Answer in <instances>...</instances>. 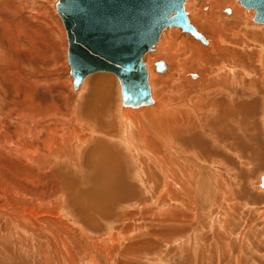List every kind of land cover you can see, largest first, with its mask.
I'll return each mask as SVG.
<instances>
[{
  "label": "bare ground",
  "instance_id": "6f19581e",
  "mask_svg": "<svg viewBox=\"0 0 264 264\" xmlns=\"http://www.w3.org/2000/svg\"><path fill=\"white\" fill-rule=\"evenodd\" d=\"M199 1L200 0H185L183 10L188 19V12L185 11V8L186 10L188 8L192 20L199 25L198 30H205L210 35L200 33V31L198 32L195 29L203 41L186 33L200 43L191 42L188 38H185V40L183 39L180 42L177 41L175 45H172L173 42H175L173 41L175 38H171L170 40V38L165 37L164 40H160L164 31L171 28H178L181 30V28L176 26L169 27L161 32L153 48L143 57L146 87L149 90L151 102L146 104L141 103L136 107L124 105L121 97V84L115 74L111 72L98 71L92 74L106 73L116 78L120 90V96L118 90L117 94L114 95L117 96L116 100L112 97L113 94H111L112 91L110 90V84H112L110 83L111 78L108 79L109 77L107 76L96 75L95 77L87 78L92 75L89 74L76 87L73 84V77H71L72 75L70 73L71 67L66 55L70 72H68L67 76L66 71H68V68L65 67L66 73L63 71V74L60 69L56 68V70L58 69L62 74L61 77H63L64 81L63 83V81L60 80L63 84L61 86H59V84L58 86L61 88L64 84H68L71 87L70 89L68 87L71 93L78 89L72 93L75 98L73 102H69L66 98L68 97V93L65 92L66 94H63L57 90L60 97L65 96L66 105L70 104L69 111L66 113L64 112L65 110L63 111L60 109L55 103V100L51 99V101L49 98L46 99L43 95L39 96L35 91L38 85L45 86L46 89V85L48 86L51 83H47L45 80H50L51 78L52 80L56 79L57 75L54 76L55 74L53 73L54 78H50L48 75L46 77L44 74H39V72L27 73L24 70L25 63L21 60L22 57H19V53L23 52V54L26 55L25 60H27L31 66H33L32 62L34 60L36 62L43 61L41 57L43 54H41L39 42L41 43V40L46 42L45 40L50 34L49 32L55 33L54 30H56V28L61 30L63 39L61 25L59 26V24H57L53 29L51 23L47 21L48 12L46 10V5L45 7H43L44 5H41L42 7L39 5L40 7H38L40 9L38 8L35 12L33 9L31 10L30 6L32 4L28 5L33 2V0H0V32H3V37H1L2 40L0 41V207L4 206L2 203L4 199L7 198L8 200L9 198L6 192H10L12 195H16V197L20 196L23 199L27 196L26 192L23 190L25 187L14 182L9 177V171L5 168H19L18 170L16 169L17 173L23 176L24 182H26V184H32L34 187H38V185L46 187L48 182H58V177L61 174L71 175L72 181H74L71 186L69 185L67 187V184L66 189L65 186L63 187V189L67 191L65 192V195L67 194L66 198L60 195L62 192L56 195V192L49 191L50 194H53L50 196L55 198L54 201H56V204L54 207L51 206L53 209L49 204L51 210H49V208L45 213H36L37 211L32 212L30 210V201L28 205L19 202L21 204L20 206L15 208L11 206L13 207V212L11 210L0 209V216L12 222V226L14 225L17 228L25 229L32 234L35 230H32L29 223L31 218L39 219L40 222H47L46 224L48 225L49 223L56 224L59 228L61 227L60 223H63L65 226L63 228L66 233L69 232L66 239H61V237L58 238L54 232L51 234L53 235L52 242L54 246L59 248V250L56 248V253L59 251L60 254H58L61 258L63 257L62 259H65L64 264H72L73 256L70 254L69 246L74 242L73 239L77 237L78 240H81L84 235L92 239V243L89 246V254L84 251L85 254L83 256L85 258V264H97L99 257L107 259V264H110V262H116L118 264L122 262L124 264L126 260L131 258L129 251L133 250L131 249L130 243L135 236V230L132 235L129 233L135 225L132 226L130 223H139V221L144 218V215H146L148 221H152V223L153 221L156 222L158 227L173 225L172 222L167 221L173 220L177 215L175 210L177 201L173 198V193L187 191L185 181L188 178L182 179L180 175L183 173L189 177L195 174L199 178H206L211 185V189H215L214 182L217 178L214 176V173L211 172L207 166H203L195 155L181 150V145L178 147L174 146L169 138L173 137V135L187 136L188 133H190L192 121L185 124L186 121L192 120L189 117L190 115H193V117L195 116L194 120L199 118L206 120L209 115L211 119L219 117V124L223 125L222 116L227 109L224 111L221 108H216V105H218L216 101L215 104L209 108L207 101L203 98L195 99L196 96L200 95L199 93L189 90V86L187 87L184 84L183 80L187 85H194L200 81L201 77L199 74H195L193 71L205 75L204 86H202L199 91L213 84H218L215 82L222 81L220 82V91H222L221 96L229 103L237 102L239 98L242 100L247 99L248 101L256 96L261 101V108L258 111V104H253L250 109V115H255L256 113L257 115L261 114L260 123L262 125L264 121V41L263 43L259 42L257 46L258 50L254 46L256 48L255 50L253 49L255 51L254 57L248 59L247 64H243L241 62L242 58L237 57L241 55H237L239 52L237 46L243 45L244 40L249 37L256 41L264 39V33L260 32V29L264 30V25L255 22V24H252V17H254L253 15H255V12L251 9L254 13L251 14V10L246 9V11L241 5H238L240 11L237 10V0H209L208 3L202 0L204 2L201 6L199 5L201 1ZM48 2L50 3V1ZM35 5L36 4L33 6ZM199 7L200 10L209 8V11L204 14L200 13ZM241 9L243 10L241 11ZM218 12L221 14L225 13L228 16L230 15V19H225V15H221ZM51 14L53 15L52 11ZM8 16L11 19L8 18ZM215 17L218 20H216ZM9 19L14 22L13 25L9 23ZM190 19H188V22ZM251 19L252 21L250 24ZM222 20L227 21L224 23L226 24V28L231 31V39L228 43L235 47H230L231 67L227 66L222 58V39L214 33V29L219 24H222ZM15 24L18 26L17 29L14 28L16 27ZM251 28L254 30H250ZM25 30H27V32L29 30V32L26 33ZM253 31H255V33H252ZM22 35L27 38L25 45L30 46V49L25 48L22 44ZM170 35L173 36V33H170ZM55 36L53 38H55ZM58 36L56 38L59 39ZM62 39L60 38L59 40ZM159 42L160 48L158 49L157 44ZM201 43L204 44V46ZM54 44L58 45L54 42L52 44L53 48ZM62 45L66 44L62 42ZM217 46L220 48H217ZM58 47L59 46H57V48ZM215 47L216 50L214 49ZM155 50L157 51L156 54L146 56L148 53ZM211 57H214V60H211ZM161 58L167 61H176L177 66L174 65L173 68H169L167 63H163L164 70L157 71L155 64L158 62H156V60ZM183 58H185V61ZM144 60L147 61L144 62ZM154 61L155 63L152 65ZM43 62L46 63L47 61ZM159 62L162 61L160 60ZM239 63H241V65ZM53 64L58 63L56 62ZM256 64L257 66H255V69H261L260 71L250 68L252 65ZM64 65L66 64L64 63ZM243 67L247 68L248 71H245ZM182 68L189 71H183ZM228 69L229 75L223 72V70ZM169 70L174 71L173 73L170 72L171 76L170 74H165L163 76L154 74L169 73ZM214 70L217 71H215L213 76L207 77V72H214ZM59 72L56 71V74H59ZM51 73L52 72L47 74L52 76ZM178 73L180 77H182V73L189 74H186L184 79L179 78L177 82L175 81V77L178 78ZM61 77L59 78L61 79ZM244 78L251 83H245L243 80ZM57 82L60 83L59 81ZM166 82L171 85V88L166 86ZM180 83L182 84V89L179 86ZM91 87H93V91H91L92 93H88ZM73 88L74 90H72ZM64 91L61 90V92ZM7 94H13V96H11L9 105L5 104L7 105L5 106L2 104ZM43 94L45 95L47 93ZM90 97H92V99L89 100ZM86 99L90 101L89 106L87 105L88 107L85 106ZM113 99L115 100V105L112 104ZM82 101H84V106H81ZM202 111H204V116H201ZM50 126L53 128L50 129ZM173 127L182 129H178L177 131L170 129L172 133L168 135L165 129ZM256 129L258 130L259 126H257ZM49 131H51V134ZM208 135L212 136V132L209 131ZM148 166H151L150 173H147L144 169ZM124 169L127 175L131 176L134 187L139 189L147 197L148 202L142 206L133 202L135 206L134 210L128 213L118 214L114 212L116 205L114 204V206H112L113 203L116 202L115 193L117 192L114 189V185L115 182L122 180ZM56 170L61 172L57 177ZM155 174H158V178L153 177ZM65 178L64 176V179ZM143 179H146L145 182L149 183L151 190H154L155 183L159 184L158 190L152 196L146 191V185L143 183ZM60 183H58V185ZM63 183L65 184V182ZM260 183L259 188L264 190V188L260 186ZM119 184L120 182L116 183V186ZM50 186L52 185L50 184ZM206 186L208 187V185ZM32 191L38 201L50 202V200H53L51 198H44L41 196L42 194H39L40 192L38 193L40 196L36 195L34 189ZM40 191L48 193L47 188L40 189ZM4 193L8 196H4ZM23 194L25 196H22ZM197 194L198 196L196 199L190 198L193 204H199L207 192L199 190ZM1 195L4 196V199H1ZM43 195L45 196V194ZM13 197L14 196H12V198ZM11 200L14 201V199ZM18 201L19 200H17V202ZM17 202L11 203L17 204ZM32 202L33 205L36 206V203H34V201ZM39 203L40 202H38V204ZM35 208L34 210H37ZM84 209L89 210L91 215L88 224L81 225L78 222L79 213ZM16 210H20V212ZM181 215H183V213H181ZM195 215H197V211ZM263 217L264 216H262V219L264 220ZM117 220H119V223H117ZM191 220L194 223V227H196L195 230L198 231L199 227H202L200 226V222L197 221L196 217L191 218ZM110 221L115 223L114 227H111L112 222ZM41 225L42 224H40V226ZM100 225L105 226V229ZM51 226L49 225V229ZM123 227H125V229ZM219 227L222 229L223 224L220 223ZM154 228L155 226L147 228L144 225L143 232H145L146 229L153 230ZM94 229L102 230V232L100 235H93L94 232L92 231ZM120 229L122 232H120ZM12 232L14 233V231ZM56 232L59 233V231ZM176 232L177 231H173V233L164 234L166 236L170 235V238H172V235L176 236ZM150 236L157 238V232L152 231ZM235 238H238V241L244 240L243 235H237ZM174 239L177 238L174 237ZM170 240L171 239H168L164 244L166 246H177L183 241V239L179 242ZM192 242L191 236L189 242L191 243L190 247L195 248V243ZM176 246L174 248H176ZM122 248L125 249L121 252L120 250ZM190 253H192V251ZM81 255L79 259L83 258ZM235 260L237 262V257H235Z\"/></svg>",
  "mask_w": 264,
  "mask_h": 264
},
{
  "label": "rangeland",
  "instance_id": "374dc122",
  "mask_svg": "<svg viewBox=\"0 0 264 264\" xmlns=\"http://www.w3.org/2000/svg\"><path fill=\"white\" fill-rule=\"evenodd\" d=\"M34 1L36 0H33V2ZM37 1L34 3L31 2L30 4H28V5L32 4L30 6L31 10L33 9V11L36 12L41 5H44L43 7H45L46 5V8H47L46 10L48 12L47 21L51 23V25L53 26V29L55 28V26H57V24H59V26L61 25L60 27L63 31V39L64 38L65 39L64 40L62 39L61 30L56 28V30H54L55 33L49 32L51 35L47 34L51 38L47 36L45 40L46 42L42 40H41V43L39 42V48H40L41 54H43L41 55V57L43 58V61H47L48 63L47 62L44 63L43 61L36 62L34 60L32 62L33 66H31L29 65L27 60H25L26 55H24L23 52L19 53L20 54L19 57H22L21 60H23L25 63L24 70L27 73L39 72V74H44V76L46 77L48 75V77L54 78V76L57 75L58 77L61 74L58 69H60L63 74L65 72V67H66L68 68L67 69L68 71H66L67 72L66 75L68 76V72H70V68L67 64V59H66V55H67L66 52L68 48L67 37H66V32L62 25L61 19L54 8L55 2L57 0L55 1L54 0H39L40 2L38 1V4H37ZM48 1H50L51 4ZM200 1H199L200 2L199 5L201 6L204 1L202 0ZM208 1L209 0L207 1L205 0V2L207 3ZM34 4L36 5L33 6ZM238 5L240 4L236 2L237 10H239ZM241 7L244 8L243 6ZM188 10H189L188 8L187 10L185 8V11L188 12L187 13L189 17L188 19L191 18L189 20V23L198 32L200 31V33L209 34L205 30H198L199 25L197 23H194L191 17V13ZM242 10L243 9H241V11ZM51 11L53 15L55 16L51 14ZM208 11H209V8L205 10H200V7H199L200 13L204 14V13H207ZM251 14H254L253 11ZM221 15H225L224 18L227 20L230 19V15L228 16L225 13L224 14L222 13ZM10 17L12 18L11 15ZM10 17L8 16V18ZM54 17L57 19H55ZM215 19L218 20L216 17ZM251 21L252 19L250 20V24H251ZM54 22H57V23H54ZM224 22H227V21H224V20L221 21L222 24ZM9 23H11L12 25L14 24L12 20H10ZM222 24H219L214 29V33H216L218 36L221 37L222 49H223L222 58L226 62V65L231 67L232 61L230 59L231 57L230 47H234L232 44L228 43L231 39V31L226 28L225 23L223 25ZM252 24H255V23L252 21ZM17 27L18 26L16 25V27L14 28L17 29ZM250 30H254V29L251 28ZM25 31L26 33L29 32V30L28 32L27 30ZM260 32L264 33V30L260 29ZM170 33H173V36L170 35ZM252 33H255V31H253ZM22 36H23L22 37L23 39L21 38L22 44L24 45L25 48L30 49V46L25 45V43L27 42V38L24 35ZM54 36L55 38H53ZM57 36L59 37V39L61 38L63 41L56 38ZM1 37H3L2 31L0 32V41L2 40ZM165 37L170 38V40L171 38L172 39L175 38L173 40L175 42H173L172 45H175L177 41L180 42L183 39L185 40V38H188L191 42H199L198 40H195L191 35L184 33L178 28H171V29L165 30L160 40L161 41L164 40ZM263 41L264 39L256 41V40H253L251 37L245 39L243 45L237 46L238 51H239L237 55L241 54L240 56H237V57L242 58L241 62L243 64H247V60L254 57V52H255L254 50L259 45V42L263 43ZM54 42L58 45L54 44L53 45L54 48H53L52 44ZM62 42H64L66 45H62ZM202 45L204 46V44ZM57 46L59 47L57 48ZM157 48L158 49L160 48V42L157 44ZM217 48H220V47L217 46ZM214 49L216 50V47ZM156 53L157 51L155 50L153 52L148 53L146 56L153 55ZM52 57L54 60L52 59ZM210 59L214 60V57H211ZM160 60L165 64L167 63L169 68H173L174 65L177 66L176 61H167L162 58L157 59L156 62H159ZM183 60L185 61V58H183ZM145 61L147 60H144V62ZM56 62L58 64H53ZM64 63L66 65H64ZM154 63L155 61L153 62L152 65H154ZM239 64L241 65V63ZM255 66H257V64L252 65L250 68L255 69ZM48 67H50L52 70ZM56 68L58 69L56 70ZM182 69L183 71H189V70H185L184 68ZM243 69L245 71H248V69L245 67H243ZM53 70L58 71L59 74H56V71H53ZM255 70L260 71L261 69H255ZM215 71L217 70H214V72L208 71L207 77L213 76ZM50 72H52L51 73L52 76L49 75ZM170 72L173 73L174 71L169 70V73L167 72L168 74L167 73L157 74L154 72L153 73L159 76H163L165 74L166 75L170 74L171 76ZM223 72L229 75V69L223 70ZM193 73L199 74V76L202 79L200 78V81L194 85L193 84L187 85L186 82L183 80L184 84L187 87L189 86L188 88L189 90L196 91L197 93H199L200 95L196 96L195 99L203 98L205 101H207L209 108H211V106L215 104V101H216L218 102V105H216V108H221L224 111H226L227 109V111L222 116L223 125L219 124V117L211 119V116L209 115L208 119L206 120L202 118L194 120L195 116L193 117V115H190L189 117L192 120H188L185 122V124H187L188 122L192 121V129L190 133H188L187 136L173 135V137H169V138L173 142L174 146L178 147L179 145H181V150L191 155H195L197 160L203 166H207L210 169V171L214 173V176L217 178V180L214 182L215 189L214 190L211 189V185L206 178H199L195 174H192L191 177H189L188 175L184 173L181 174L180 177L182 179L188 178L185 181L187 191L186 192L178 191L177 193H173V198L176 199L177 201V207L175 209L177 212V215L173 220H167V221L172 222L173 225L172 226L165 225L163 227H158L156 222L153 221L152 223V221H148L146 215H144V218L141 219L142 224H141V221H139L140 224L130 223L132 226L135 225V227L132 228V231L129 233L130 235H132L135 230V236L130 243L131 249L133 250L129 251L131 258L126 260L124 264H155V263L156 264H264V220L262 219V216H264L263 215L264 214V190L259 188L260 178L264 175V121L262 122V125H261L260 123L261 114H259L260 116L257 115V113L255 115H250V109L252 108L253 104H258L257 110L258 111L260 110L261 101L256 96H254L253 99H249L248 101L247 99L242 100L241 98H239L237 102L229 103L227 100H225L221 96L222 91H220L221 90L220 82L222 81L215 82L218 84H213L212 86L204 88L202 91L201 90L199 91V89L202 86H204L203 84L205 82L204 80L205 75L197 71L196 72L193 71ZM62 74L59 77H61ZM186 74H189V73H186ZM186 74L182 73V77H180V74L178 73V78L175 77L176 79L175 81L178 82L179 78L184 79V76ZM96 75L107 76L109 77L108 79L111 78V81L113 82L110 81V83H112L110 84V87H111L110 90L112 91L111 94H113L112 97L116 100L117 96H114V95L117 94V90L120 96L119 85H118L116 78L113 75L106 74V73L92 74L87 78L95 77ZM57 77L56 79H53L55 81H53L52 78L50 79L52 81H50L49 79H47L48 81L45 80L47 83L48 82L51 83L48 86L46 85L47 87L46 89H45V86L38 85V88L35 89V91H36V94L38 93L39 96L43 95L46 97V99L49 98V100L51 99L55 100V103L60 107V109L63 111L65 110L64 112L68 113L70 104L66 105V100L64 98L65 96L60 97L59 92L63 94L65 92L68 93L67 94L68 97L66 98L68 99L69 102H73L75 101V98L72 93L74 91H77L78 89L74 90L73 88L72 90L74 91H72L71 93L70 92L71 90H69L71 87L68 84H64V86L60 88L59 86H61L64 83L63 77H61V79L59 77L58 79ZM60 80H62L63 83ZM243 80L245 83H251V82H248L246 78H244ZM57 81H59L60 83H58ZM165 84L167 87L171 88V85L169 83L166 82ZM179 86L182 89L181 83L179 84ZM61 90L62 91L66 90V91L61 92ZM89 90L90 91L88 93L93 91V87L89 88ZM43 93H47V94L44 95ZM11 96H13V94H7L5 100L3 99L2 105H5V104L9 105ZM90 99H92V97H90L89 100ZM114 99L112 100L113 105H115ZM83 102L84 101L81 102V106L83 105ZM89 102L90 101L88 100L86 101V105H85L86 107L89 106ZM203 113L204 111H202L201 116H204ZM257 126H259L258 130L256 129ZM52 128L53 127L50 126V129ZM170 129H173V131H177L178 129H182V128H177V127L166 128L165 130L167 131L168 135H171L172 133ZM209 131L212 132V136L208 135ZM49 133L51 134V131H49ZM146 159L150 160L149 158H146ZM14 168L9 167L5 169L9 171V177L14 182H17V184H19L20 186L25 187L23 188V190L26 192L28 199H27V196L23 199L20 196L16 197V195H12L10 192H6L9 196L6 193H4L5 194L4 196H8L10 200L9 198H8L9 201L7 200V198L4 199V196H2L3 195L2 194L1 199H4V201L2 202L4 206H1L0 209L11 210L13 212V207L15 208V207L20 206L21 205L20 203L22 204L26 203V205H28L29 202L31 201L30 210L32 212L37 211L36 213H43V212L45 213V211L47 212V210L51 206L54 207L56 204V201H54L55 198L51 197L53 194H50V192H54V193L56 192L57 193L56 195L62 192L60 195L66 198L67 194L65 195V192L67 191L65 189L69 185L70 186L73 185V182H74L72 181L71 175L61 174L59 176L61 179L58 177V182H55V183L48 182L46 187L45 186L41 187L40 185H38V187L37 186L34 187L32 184H26V182H24L25 180L23 176L19 175L20 173H17V170L19 168L17 167H14ZM144 169L147 173L151 172V166H148ZM55 172H56V177L61 173L57 170ZM63 175L66 177L65 178L66 180L64 179ZM153 177L158 178V174H155ZM142 181L146 185V191L149 194H151L150 196H152L159 188V184H156L154 182L155 183L154 190H151L149 187V183L145 182L146 179H143ZM63 182H65V184ZM119 182L120 184L116 186V183H119ZM58 183H60L61 185L60 184L58 185ZM50 184L52 186H50ZM206 185H208V187ZM64 186H65V189H63ZM46 188H47L48 193L45 191L44 192L40 191V189L42 190ZM79 188L82 190L80 186ZM33 189L36 195L42 194L41 196H43L44 198L46 199L51 198L53 200H50V202L49 201H38L37 197H35V195L33 194V191H32ZM114 189L117 191L115 193L116 202L113 203L112 205V206H114V204L116 205V209L114 210L115 213L120 214V213H125V212L127 213L131 212L132 210L135 209L133 202L138 203L140 206L148 202L147 197L139 189H136L134 187V184L131 180V176L127 175L125 169L123 171L122 180L115 182ZM199 190L207 192V194L203 196L199 204H193L190 201V198L196 199L198 196L197 191ZM43 194H45V196ZM12 196L14 197L12 198ZM22 196H25V195L23 194ZM11 199H14V201ZM17 200L19 201L17 202ZM32 201L36 203L37 207L33 205ZM11 202L13 203L17 202V204H13ZM38 202L40 203L38 204ZM49 204H50V207H49ZM43 207H44V210H43ZM53 207L51 208L53 209ZM34 208L37 210H34ZM51 208L49 210H51ZM16 211L20 212V210H16ZM196 211H197V215H195ZM181 213H183V215H181ZM90 215H91V212L89 210L84 209L83 211L79 213L78 222L81 225L88 224ZM193 217H196L197 221L200 222V226H202L201 228L199 227L198 231L195 230L196 227H194V223L191 220V218ZM0 218H1L0 219L1 221L0 222V231H1L0 232V264H64L65 259H62L63 257L61 258V256L59 255L60 254L59 251L56 253V250L57 249L59 250V248L54 246L52 242L53 235L51 234L52 232H54L55 235L58 236V238L61 237V239H64V238L66 239L69 235V232L66 233L65 229L63 228L65 227L63 223H60L63 229L61 227L59 228L58 226H56V224H52V223H49L50 226L52 225L49 229V225L46 224L47 222H43V221L40 222L39 219L31 218L29 223L32 227V230H35V232H33L34 234L33 235L31 232H28L25 229L17 228L14 225L12 226L13 223L9 222V220L6 219L5 217L0 216ZM117 223H119V220H117ZM220 223L223 224L222 229H220L219 227ZM8 224L10 225V227ZM40 224L42 225L40 226ZM144 225L147 228L154 227V226L155 228L153 230L146 229V231L143 232ZM100 226L102 228L105 227L102 225ZM114 226H115V223L112 222L111 227H114ZM41 227L43 228V230ZM123 228L125 229V227ZM12 231H14V233ZM56 231H59V233ZM152 231L157 232V238L150 236V233ZM173 231H177V232H176V236L175 235L171 236L172 238H170V235L166 236L164 234V233H168V234L173 233ZM194 231L196 233V236H195ZM92 232H94L93 235L95 234L100 235L102 230L94 229ZM120 232H122L121 229H120ZM190 235L192 236V240H193L192 243H195V248L190 247V244H191L189 243L190 237H191ZM237 235H243L244 240L238 241V238H235L237 237ZM174 237L177 239H174ZM75 239H73L74 242H72L69 246L70 254L73 256L72 264H82V263L85 264L84 263L85 258L83 256L85 254L84 251H86L89 254L90 252L89 246L92 243L91 242L92 239L87 238L86 235H84L81 240H78L77 237ZM168 239H171L170 241L175 240L177 242L181 241L182 239L183 241L184 240L185 241L184 242L182 241L184 244L181 242L179 245L177 246L175 245L176 248H174L175 246H166L164 244V242H166ZM186 239H187V242H186ZM124 249L125 248H122L120 251L122 252L124 251ZM191 251L192 253L194 252L193 255L192 253H190ZM80 255L83 256V258L79 259ZM235 257H237L238 263L236 262ZM97 264H107V259H103V257H99ZM110 264H118V263L110 262ZM119 264H123V263L120 262Z\"/></svg>",
  "mask_w": 264,
  "mask_h": 264
},
{
  "label": "water",
  "instance_id": "95a60500",
  "mask_svg": "<svg viewBox=\"0 0 264 264\" xmlns=\"http://www.w3.org/2000/svg\"><path fill=\"white\" fill-rule=\"evenodd\" d=\"M253 10V22L264 25V0H237ZM185 0H58L68 40L67 58L77 87L89 74H115L121 84L122 103L138 106L151 102L146 87L144 55L161 32L179 27L202 40L183 10ZM203 41V40H202ZM164 70L163 62L155 64ZM260 186L264 188V175Z\"/></svg>",
  "mask_w": 264,
  "mask_h": 264
},
{
  "label": "crops",
  "instance_id": "0c3cea01",
  "mask_svg": "<svg viewBox=\"0 0 264 264\" xmlns=\"http://www.w3.org/2000/svg\"><path fill=\"white\" fill-rule=\"evenodd\" d=\"M248 82H249V80H248Z\"/></svg>",
  "mask_w": 264,
  "mask_h": 264
}]
</instances>
